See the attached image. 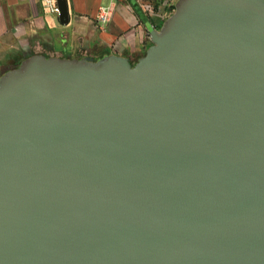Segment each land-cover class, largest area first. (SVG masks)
I'll use <instances>...</instances> for the list:
<instances>
[{
  "label": "water",
  "instance_id": "obj_1",
  "mask_svg": "<svg viewBox=\"0 0 264 264\" xmlns=\"http://www.w3.org/2000/svg\"><path fill=\"white\" fill-rule=\"evenodd\" d=\"M133 6L135 66L0 77V264H264V0H177L160 29Z\"/></svg>",
  "mask_w": 264,
  "mask_h": 264
},
{
  "label": "crops",
  "instance_id": "obj_2",
  "mask_svg": "<svg viewBox=\"0 0 264 264\" xmlns=\"http://www.w3.org/2000/svg\"><path fill=\"white\" fill-rule=\"evenodd\" d=\"M66 2L69 22L63 24L45 0H0V77L32 56L118 55L137 63L153 43L133 4H139L158 26L172 15L177 0ZM52 4L58 6L57 0ZM103 15H108L106 21Z\"/></svg>",
  "mask_w": 264,
  "mask_h": 264
},
{
  "label": "built area",
  "instance_id": "obj_3",
  "mask_svg": "<svg viewBox=\"0 0 264 264\" xmlns=\"http://www.w3.org/2000/svg\"><path fill=\"white\" fill-rule=\"evenodd\" d=\"M45 1H46V3L50 6L51 11H52L53 13H56V14H59V13H60V11H59V7H58L56 4H52V0H45ZM101 19H102L103 21H106V20L108 19V15H103V16H101Z\"/></svg>",
  "mask_w": 264,
  "mask_h": 264
},
{
  "label": "trees",
  "instance_id": "obj_4",
  "mask_svg": "<svg viewBox=\"0 0 264 264\" xmlns=\"http://www.w3.org/2000/svg\"><path fill=\"white\" fill-rule=\"evenodd\" d=\"M174 10H175V6L173 7V12H174ZM162 25H163V23H162V24H160V25H158V26H156V28H157V29H160V28L162 27ZM133 65L135 66V65H136V63H134Z\"/></svg>",
  "mask_w": 264,
  "mask_h": 264
}]
</instances>
